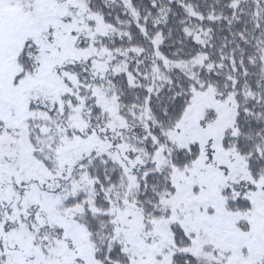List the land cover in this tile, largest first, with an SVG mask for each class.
<instances>
[{"label": "snow or ice", "instance_id": "1", "mask_svg": "<svg viewBox=\"0 0 264 264\" xmlns=\"http://www.w3.org/2000/svg\"><path fill=\"white\" fill-rule=\"evenodd\" d=\"M0 264H264V0H0Z\"/></svg>", "mask_w": 264, "mask_h": 264}]
</instances>
